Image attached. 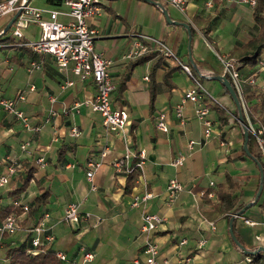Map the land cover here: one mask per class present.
I'll return each mask as SVG.
<instances>
[{
    "label": "crops",
    "instance_id": "1",
    "mask_svg": "<svg viewBox=\"0 0 264 264\" xmlns=\"http://www.w3.org/2000/svg\"><path fill=\"white\" fill-rule=\"evenodd\" d=\"M101 1L102 13L89 20L98 34L95 49L111 61L109 71L117 86L112 95L113 105L129 111L127 129L131 145L147 153L145 174L129 181V175L116 172L112 163L125 151L121 136L104 126L98 112L84 105L75 108L95 97L92 78L81 81L72 71L64 75L52 56L38 55L21 45L40 37L37 24L27 23L24 37L17 39L13 35L14 24L6 31L16 14L0 17V95L12 98L23 92L26 99L18 107L33 127L25 128L14 116L0 111V174L7 173L9 157L18 158L21 164L10 182L0 187V224L15 213L21 227L14 236L2 237L0 264H14L9 255L11 249L30 255L34 235L30 230L42 221L47 232L55 236L46 249L69 257L68 262L57 258L60 264H80L82 248L95 254L91 264H132L134 259L144 258L143 247L148 238L159 245V259L173 263L190 258L191 264H264V251H260L264 248V188L256 200L261 185L260 169L244 150V129L237 122L239 112L234 99L213 78L224 75L219 55L236 59L243 78L254 79L253 83L246 80L242 93H237L256 121L264 96V68L259 65L264 60V48L258 57L246 49L260 32L254 7L219 0H187L185 12H180L161 3L168 11L169 21L163 9L150 1ZM210 1L212 6L208 5ZM31 2L41 9H67L53 0ZM176 22L188 24L191 34ZM135 34L167 44L182 63L196 71L202 87L212 95L209 118L213 130L204 145L191 152L188 149L191 140H204L205 128L196 118L193 104L184 105L185 125L180 124L174 112L184 93L195 85L193 79L182 67L174 69L177 63L157 52L144 55L141 60L129 58ZM33 62L41 68L31 69ZM136 62L120 93L123 75ZM67 79L74 85L63 88ZM52 97L56 99L54 103ZM161 113L167 114L168 132L156 128ZM73 127L80 129L79 137H71ZM24 142L30 143L32 157L21 152ZM105 149L107 157L94 177L97 190H92L86 162L90 157L99 159ZM179 153L188 154V158L183 166L173 167L171 162ZM40 156L47 161L43 169L35 165ZM30 170L33 171L27 188L18 192ZM171 178H177L185 189L169 204L167 184ZM229 180L239 185L233 192L237 202L231 209L219 197L221 191H229ZM211 192L215 193L214 198L209 196ZM144 193L151 197L132 207L133 196ZM43 194L45 200L37 205L36 199ZM72 202L80 204L82 214L93 216L78 223L66 222L65 208ZM24 205L30 207L28 212ZM145 212L165 217L150 236L141 230ZM210 223L215 224V229ZM182 239L188 243L181 246ZM202 239L207 243L199 249ZM44 250L40 249L39 254Z\"/></svg>",
    "mask_w": 264,
    "mask_h": 264
},
{
    "label": "built area",
    "instance_id": "2",
    "mask_svg": "<svg viewBox=\"0 0 264 264\" xmlns=\"http://www.w3.org/2000/svg\"><path fill=\"white\" fill-rule=\"evenodd\" d=\"M60 2L67 9L61 10L58 8L41 9L34 6L31 0H5L0 2V17L7 15H14L19 13L18 18L14 22L13 35L17 39L24 37L23 29L27 23H34L40 27L41 35L36 40L24 41L21 45L28 47L38 55H50L55 60L59 71L67 75L68 71L77 76L81 81H86L92 78L96 86V95L92 99H87L81 104H77L75 108L84 105L89 107L95 112H98L102 117L104 126L113 132L119 133L123 143L125 144L124 153L116 158L112 165L116 172L126 175H133L134 177L141 178L145 174V163L147 160V153L144 149H134L131 145V137L128 132V124L130 114L126 108H116L113 105L112 95L117 86L113 81L109 68L111 61L106 58L102 53L95 49V39L98 34L95 29L90 26L89 20L103 11L101 0H53ZM158 3H165L169 7L185 12L187 7V0H154ZM220 2H229L231 4H248L251 7L256 5V0H219ZM209 6L213 5V1L208 3ZM135 40L129 51L128 57L131 59H138L149 53L157 52L163 58L179 64L183 70L193 79L195 85L189 88L182 98L180 104L175 109V115L181 125H185L186 119L184 116V105L190 102L194 106V113L198 121L205 128L204 140L196 141L191 140L188 143L189 151H193L196 146H202L212 136L213 121L209 118L210 113V100H213L212 95L202 87L199 79L193 75L191 67L180 61L177 54L167 44L159 41L150 36L135 34ZM219 60L222 63L224 76H229L234 84L237 92L242 93V84L249 80L254 82L251 77L249 79L243 78L239 70V62L233 58H227L219 55ZM260 68H264V60L259 62ZM31 69L41 68L37 62L31 64ZM149 80L148 77L145 78ZM74 82L66 80L63 88L73 86ZM31 86V89H34ZM26 97L23 92L18 93L15 97H3L0 95V111H4L14 116L25 128L32 129V124L23 110L18 107V103L25 101ZM54 97L51 102H55ZM246 112L248 127L250 132L254 135L259 150L264 160V124L252 120L248 114V107L245 102L242 103ZM53 114L54 111H51ZM156 128L162 132H168L169 126L167 123V114L161 113L157 117ZM71 137H79L81 131L77 127H73L70 131ZM21 152L26 157H32L33 150L29 142H24L20 145ZM108 151H102L99 159L90 157L86 162L87 179L91 183L92 190H97L94 183V177L102 168ZM188 158V154L179 153L171 162L173 167L183 166ZM7 173L0 174V187L6 186L10 179L17 174L20 168V161L16 157H9L6 160ZM35 165L39 169L47 166L45 157L40 156L35 159ZM214 183L211 182V185ZM184 185L177 179L171 178L167 184V202L174 203L182 191ZM211 198L215 197V193H209ZM151 197L150 193L134 195L131 201L132 207H138L145 203ZM24 211L28 212L30 207L24 205ZM93 215L91 213L82 214L81 206L79 203H69L64 212V220L70 224L78 223L83 220H88ZM48 217V215H46ZM165 217L145 212L143 214V223L141 230L143 234L150 236L153 235L164 222ZM247 223L254 224L247 220ZM211 228L215 229V224L210 223ZM19 216L15 213L9 214L0 224V243L4 235L14 236L20 230ZM44 221L35 225L30 232L34 235L31 238L30 255L36 256L39 254L40 249L46 248L55 240L53 233L47 232ZM187 239H182L180 245H186ZM206 239L199 241L198 248H203L206 245ZM83 250V259L80 264H91L95 259L93 252ZM160 248L155 240L148 238L144 247V258H136L132 264H191L190 258H183L177 263L170 262L169 260L159 259ZM56 257L61 262H68L69 257L66 253L57 252Z\"/></svg>",
    "mask_w": 264,
    "mask_h": 264
},
{
    "label": "trees",
    "instance_id": "3",
    "mask_svg": "<svg viewBox=\"0 0 264 264\" xmlns=\"http://www.w3.org/2000/svg\"><path fill=\"white\" fill-rule=\"evenodd\" d=\"M253 13H254V19L259 26L260 32L254 39H252L247 44L246 49H250V52L255 57H258L264 48V0H256V5L254 6V12ZM138 59H140V58H138ZM135 64H137V62L134 63L131 67H129L127 69V71L125 72V74L123 75V78H122V81H121V84L119 87L120 93H122L124 91V89L126 87V83L129 79L131 73H132V70H133V67ZM179 67L181 68V66L179 64H176V66L173 68L177 69ZM174 69H172V70H174ZM172 70H170V71H172ZM191 70H192V73L194 76L198 75L196 73V71L194 69H192V67H191ZM227 78L233 84L232 79L229 76H227ZM233 86H234V84H233ZM224 88L228 92V90L225 86H224ZM151 101H152V103H154V101H155V90H154V88L151 91ZM244 118H245L246 124H248L247 117L245 114H244ZM255 120L261 124H264V96H263V99H262L261 104H260V116ZM237 122H239V120ZM255 146L257 147V149L255 148ZM248 147H249L250 153L261 164L263 171H264V160L262 158V154H261L259 147L257 145L256 139L251 132L249 134ZM32 171L33 170H30L28 177L26 178L22 187L19 188L18 192H21L27 188V186L31 180V177H32ZM128 179H129V181H131L133 179V175H129ZM228 186H229V191L228 192L227 191H221L219 193V197L222 199L223 202H225V206L227 208L231 209L234 207L235 203L237 202V197H233V192L239 188V185L237 183H234L231 180H229ZM45 198H46V194L39 196L36 199V204L37 205L42 204V201H44ZM9 255L11 256L12 263H14V264H16V263H19V264H60L57 260L56 255L53 254L49 249H46V248H45L43 253L38 254L36 257L31 256V255H27L18 249H11L9 251Z\"/></svg>",
    "mask_w": 264,
    "mask_h": 264
},
{
    "label": "water",
    "instance_id": "4",
    "mask_svg": "<svg viewBox=\"0 0 264 264\" xmlns=\"http://www.w3.org/2000/svg\"><path fill=\"white\" fill-rule=\"evenodd\" d=\"M146 1H150V2H153V3L158 4V5L163 9V11H164L166 17H167L168 20H169V14H168V11H167V9H166L161 3L154 2L153 0H146ZM18 16H19V13H17V14L15 15V17L12 19V21L9 23V25L7 26L6 31H7V30H8V29L14 24V22H15V20L18 18ZM169 21H170V20H169ZM175 24H181V25L185 26V27L188 29V31L190 32V34H191V28H190V26H189L188 24H186V23H179V22H176ZM213 78H214L215 80L221 82V83L227 88V90L229 91L231 97L234 99V101H235V103H236V105H237L238 112H239V114H238V120H239V122L241 123V125L243 126V129H244V136H245L244 150H245V152L247 153V155L250 156V157H251V158H252V159L258 164L259 169H260V173H261V185H260V189H259V191H258L257 199H256V200H258L259 197H260V195L262 194V191H263V188H264V171H263V168H262L261 164H260V163L257 161V159H256V158L250 153V150H249V147H248L250 130H249L248 125H247L246 122H245L243 105H242V103H241V100H240V98H239V96H238L237 91L235 90L233 84H232L231 81L227 78V76L219 75V76H215V77H213ZM252 204H253V203H251L250 205H248V207L251 206ZM248 207H246V208H248ZM246 208L243 209L242 211H240V212L237 214V216H241V215L244 213V211L246 210ZM231 232H232V229H231ZM235 241H236L237 244H239V246H240L241 248H243V246L237 241V239H235ZM261 250L264 251V248H261L260 251H261ZM257 252H258V251H255V252H248V251H246V253H248V254H256Z\"/></svg>",
    "mask_w": 264,
    "mask_h": 264
}]
</instances>
